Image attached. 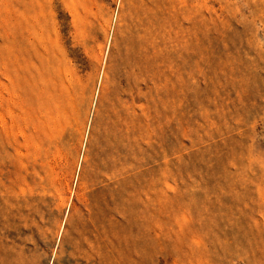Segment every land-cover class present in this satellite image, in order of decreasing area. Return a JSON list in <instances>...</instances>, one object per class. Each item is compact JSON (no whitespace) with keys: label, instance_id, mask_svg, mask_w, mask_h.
Segmentation results:
<instances>
[{"label":"rangeland","instance_id":"obj_1","mask_svg":"<svg viewBox=\"0 0 264 264\" xmlns=\"http://www.w3.org/2000/svg\"><path fill=\"white\" fill-rule=\"evenodd\" d=\"M0 264H264V0H0Z\"/></svg>","mask_w":264,"mask_h":264}]
</instances>
